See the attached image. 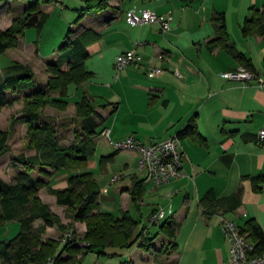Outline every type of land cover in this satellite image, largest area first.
Here are the masks:
<instances>
[{"label":"crops","instance_id":"obj_1","mask_svg":"<svg viewBox=\"0 0 264 264\" xmlns=\"http://www.w3.org/2000/svg\"><path fill=\"white\" fill-rule=\"evenodd\" d=\"M194 1L109 0L108 8L103 10L113 7L117 10L116 14L106 21L100 20L88 25L89 30L86 31L88 33L85 43L89 51L86 68L93 71L92 79L99 76L98 69L106 49L113 53V60L119 53L130 49H134L141 56L139 65L126 67L125 71L123 70L124 75L119 76L125 85L121 102L110 110L105 106L104 108L97 106L102 118L101 128L110 129L113 140H122L130 135L144 143L165 140L176 135L191 117H195L201 134L181 139L183 175L150 190L152 193L176 194V209L175 211L172 209L173 213H168L170 214L168 218L175 220L179 218L181 221V230H177L174 238L177 246L170 249L169 237L162 231L165 234L162 239L163 245L168 247L166 258L161 252H157V258L148 260L151 258V249L139 246L140 249L131 255L130 260L140 258L137 261L140 264H232L231 245L221 228V217L231 218L241 226H244L248 219L254 218L264 228V182L260 183L261 190H256L252 180L245 177L264 175V142L259 139V131L264 126V83L260 85L256 81L244 82L221 76L223 72L244 66L234 54L235 51H239L251 60L254 69L264 80V70L257 68L254 63V58H258L264 64V35L258 32L245 35L242 31L245 19L252 16L254 5L245 13H237L239 17L237 28L239 39L242 41V46L239 47L237 40L232 41L227 8L218 6L217 0H211L209 3H206L207 0L200 3ZM247 2L254 3L255 0ZM134 5L158 13L171 11L173 14L171 29L163 31L158 24H130L122 16L126 17V12ZM40 11L48 12L39 9L35 13ZM94 11L96 10L86 11L81 16L85 18L87 13ZM215 11L224 12L226 15L228 43L231 47L226 48L222 45L211 47L216 37V28L212 20ZM94 28L96 31L104 29V32L108 33L104 37L99 32L92 35L91 30ZM39 38L24 51L25 57L19 53V57L11 60L10 64L0 67V81L9 75L23 72L25 68L31 69L38 80L39 64L59 56L56 54L51 58L42 57ZM103 38L105 43L102 45ZM19 47L20 43L13 48L20 49ZM94 58L99 60L96 66L93 65ZM154 66L163 68L165 72L157 77H151L156 81L149 82L143 75L148 74L149 68ZM176 71L181 77L175 74ZM45 74L46 81H40L43 85L47 84L50 76L48 71ZM72 86L74 85L70 86L69 96ZM80 86H76L77 100L70 102L69 108L73 107L74 110V103L82 96V93L78 94ZM95 89L97 87L93 85L88 89L90 92L85 90L94 101L99 97L96 96L98 94ZM108 120L112 121L113 127L105 125ZM95 140L109 143L101 135ZM134 153L137 156V153ZM56 177L65 179L67 185V174L61 173ZM56 180L54 187L62 181ZM128 188L129 186L125 187L122 192H128ZM211 188L215 190L218 198L238 193L239 206L228 212L220 210L207 214L200 200ZM123 195L127 200L128 197ZM182 195V199L178 200ZM100 205L102 206L101 203ZM106 206L111 208L109 204ZM134 206L137 211L141 210L133 201L131 203L127 201L126 206L123 204L116 206L112 212L119 215L121 210H124L131 214L130 210L134 209ZM159 206L152 204L148 216ZM170 207L172 208V205ZM131 216L133 217L132 214ZM184 229L186 236L181 240V232ZM193 236L196 237L197 243H201L199 251L196 249L198 247L196 241L192 243ZM153 244L157 248L163 246L161 241L156 239ZM82 252L83 254L77 255L79 260L87 255L84 250ZM97 255L99 257L94 264H106L103 258L100 259L101 255L98 253Z\"/></svg>","mask_w":264,"mask_h":264},{"label":"trees","instance_id":"obj_2","mask_svg":"<svg viewBox=\"0 0 264 264\" xmlns=\"http://www.w3.org/2000/svg\"><path fill=\"white\" fill-rule=\"evenodd\" d=\"M86 1L87 8L82 9V15L86 11L106 9L109 5V0ZM32 7L31 5L26 9L23 15L15 17L7 30H0V52L15 47L18 44L15 35L24 36L26 28L36 27L38 34L42 32L49 19V13L40 11L32 14L30 12ZM212 20L216 28V37L211 47L218 45L231 47L228 43L229 32L225 13L213 12ZM242 31L245 35L252 32L264 35V7H252V16L245 19ZM67 37L68 39L61 46L59 56L47 61V71L50 76L46 85L41 84L29 68L0 81V108L13 104L11 93L34 90L33 93L25 95L26 113L16 118L15 122L21 121L28 125L30 145L36 150L34 154L21 153L15 157L14 161L21 165L23 170L12 182L0 176V226L11 221H19L21 224L20 231L13 239L0 241V260L2 264H42L49 257L54 256L58 264H70L79 260L77 254L81 250L85 253L96 252L99 255H106L110 254L107 252L110 247L127 249L133 244L167 254L168 247L163 245L157 248L153 244L154 238L150 236V226L138 228V221L128 211L121 210L120 214L116 215L100 207L101 190L93 174L85 170L89 158L96 150L93 140L97 136H102V131L106 128H101L102 118L93 97L83 91L80 100L74 103L73 118L76 122L80 121L81 127L80 131L75 130L77 138L75 144L62 143L58 139V129L43 119V108L48 105L66 111L71 104L68 100L70 86H80L94 76L93 71L86 68L89 51L85 40L81 36L72 37L70 34ZM234 54L246 68L256 71L253 63L244 53L235 51ZM176 136L180 140L187 136H201L195 117H191ZM8 139L6 131L0 132V155L7 152ZM120 150L122 149H117L111 155L102 156L101 163L112 160ZM37 168H40L43 175L41 173V176L33 177L31 172ZM46 168L52 169L53 175L67 174V186L56 188L46 181L45 176L53 177ZM245 177L252 180L256 190H261L260 183L264 182L263 174ZM45 187H48V191L56 197L58 205L73 209L74 221L86 223L83 235H77L74 231L76 240L89 243L88 247H81L74 240L63 242V237L69 229L49 204L41 200L39 191ZM128 191L134 204L140 207L145 194V179H140L137 175L133 176ZM200 202L207 214H213L220 210L228 212L236 209L240 199L238 193L218 198L215 190L211 188ZM165 218L158 224L169 237V248L174 249L177 246L174 242L177 226L170 219ZM36 221H40L39 225H36ZM54 226L62 231V237L44 239L46 228ZM241 228L254 243L251 255L264 254V228L259 222L251 218ZM132 263V260H128L121 264Z\"/></svg>","mask_w":264,"mask_h":264},{"label":"rangeland","instance_id":"obj_3","mask_svg":"<svg viewBox=\"0 0 264 264\" xmlns=\"http://www.w3.org/2000/svg\"><path fill=\"white\" fill-rule=\"evenodd\" d=\"M199 1V2H198ZM202 0H195V3H200ZM218 6L222 8H227V17L230 24V34L232 41H238L237 46H242V41L239 39L240 34L238 33V14L250 10V6L254 5L255 7H263L264 0H255L254 3H249L247 0H217ZM211 2L207 0L206 3ZM34 3H36L34 5ZM33 6L30 12L35 13L39 9H45L50 13L49 19L44 25L40 38L37 33L36 27L26 28L25 34L21 39V35L16 34L15 38L20 43V49L11 48L5 52H0V67L3 65L10 64V61L14 58L19 57V53L25 57L24 51L28 46H32L35 43V40L39 38L41 45V56L44 58H51L52 56L59 54L61 51V46L68 39V34L71 36H81L83 40L86 39V32L88 25H92L98 21H106L112 15H115L117 10L113 7H110L108 10H100L87 13L86 17H82V9L87 8L86 0H63V3L56 2H47L45 0H0V30H7L13 23L15 17L23 15L26 9L30 6ZM82 15V16H81ZM251 16V13H249ZM125 20L126 17L122 16ZM92 29V35H95L96 32L101 33V36H105L108 32H104V29ZM22 41V46H21ZM105 43V39L102 40V45ZM55 53V54H54ZM115 60V59H114ZM113 53L109 50H105L102 54V62L98 69L99 76L97 78H91L89 81L83 83L78 88V94H81L83 91L87 90L93 85L97 87L96 96L98 99L95 100V104L106 109L110 110L117 106L121 102L124 96V84L122 80L119 79V76L124 75V71H118L116 66H114ZM99 60L94 58L93 65H98ZM38 63V62H37ZM40 63V62H39ZM254 63L257 68L264 70V64L258 58H254ZM47 60L42 64H39L37 68V78L39 82H44L47 79ZM92 66V65H91ZM44 67V68H43ZM143 77L149 81H156L155 78H151L148 74L143 75ZM89 86V87H88ZM94 89V88H93ZM92 90V89H91ZM34 90H28L23 93H11L10 97L13 98L14 102L10 106H5L0 108V132L6 131L8 133V146L7 152L4 155H0V176L8 182H12L14 177L19 174L23 167L17 164L14 160L15 157L21 153L26 155H31L36 152L34 148L30 145V134L29 127L27 124L16 121L15 119L23 116L26 112L27 99H24L25 95L33 93ZM86 91V92H87ZM87 92V93H88ZM77 90L76 85L72 86L70 91L69 100L74 102L77 100L76 96ZM43 119L51 123L58 129V139L62 143L71 145L77 143L76 132L77 129L80 131V121H74L73 115H75V110L73 107L68 108L66 111L60 110L54 106L48 105L43 108ZM103 125V124H102ZM101 125V126H102ZM106 126L113 127L111 120H108L105 124ZM77 131V132H78ZM96 150L95 153L89 158L85 170L90 171L93 174V177L96 181L97 186L101 190L99 201L102 204L100 207L105 210L112 212L115 210L116 206H126L127 201L131 203L129 191L122 192V190L130 186L132 183V177L137 175L140 179L143 177L137 169V156L132 150H120L117 154L112 157V160L101 163V158L104 155H111L117 149L114 148L109 143H105L103 140L98 142V140H93ZM47 171H50V175L53 173L50 168H46ZM40 168H37L31 172L33 177L41 176ZM137 173V174H136ZM43 175V173H42ZM58 174L53 175L52 178L45 176L46 181H49L50 184L56 183V179H62L59 181L56 188H64L66 185L65 179L62 177H56ZM65 177V175H63ZM119 176L120 178L112 182V177ZM43 177V176H42ZM62 182V183H61ZM67 186V185H66ZM65 186V187H66ZM146 192L143 196V201L146 203H141V210L137 211L134 206V209H131V214L138 221V227L142 228L143 226H150V236L156 239V241H161L165 237L162 232L160 225H150L148 213L150 211L152 204H158L160 206L167 208V213L169 211L170 205H172L173 211L176 209L177 199L175 201L176 194H163V193H152L150 190L151 183L146 182ZM125 194L127 200L123 198ZM179 195V193L177 194ZM39 196L44 203L49 204L51 209L59 216L62 223L66 225L67 229L74 228L77 235H83L86 230V223L82 221H74L73 219V209H69L65 206L58 205L56 202V197L48 191V187L42 188L39 191ZM183 195L178 198L182 199ZM109 201V202H108ZM106 204H109L111 208H108ZM173 213V212H172ZM167 215L165 219H169ZM179 222H177V221ZM171 218L170 221L174 222L177 226V230H181V221L179 218ZM40 221H36V225H39ZM21 229V224L19 221H11L7 224L0 226V241L1 240H11L13 239ZM66 229V230H67ZM65 230V231H66ZM62 231L57 227H48L44 233V239L56 238L60 239L62 237ZM186 236V229L181 232L180 239L184 240ZM196 241V242H195ZM198 246L196 249L199 251L200 244L197 243L196 237L193 236L192 243ZM168 244V243H166ZM139 245L133 244L130 248L119 249V248H109L106 255H101L100 259L103 258L106 264H121L123 261H128L131 259V255L137 251ZM115 252L117 255H112L111 253ZM83 254L82 250L77 254ZM151 258H157V251L155 249L151 250ZM166 258L167 254H162ZM137 256V255H136ZM99 256L96 252H89L85 255L84 259L78 260L70 264H94ZM163 259V258H162ZM140 258L137 260H132V264H140ZM0 264L2 261L0 260ZM102 264V263H100Z\"/></svg>","mask_w":264,"mask_h":264},{"label":"built area","instance_id":"obj_4","mask_svg":"<svg viewBox=\"0 0 264 264\" xmlns=\"http://www.w3.org/2000/svg\"><path fill=\"white\" fill-rule=\"evenodd\" d=\"M56 3H63L62 0H53ZM126 20L132 25H154L158 24L163 31L171 29L173 14L171 11L158 13L149 8H142L137 5L132 6L126 12ZM162 58V56H160ZM141 56L134 50H126L119 53L115 59L116 69L120 72L130 65H139ZM165 70L161 67H150L148 70L149 77H157L163 74ZM175 74L181 77L176 71ZM221 76L227 79H238L244 82L256 81L260 85L264 83L259 72L252 71L245 66H239L234 70L221 73ZM110 144L116 149L132 150L137 153V169L145 179V182L151 183V188L160 187L169 181L183 175L182 172V151L181 140L176 136L168 139L144 143L134 135H130L122 140H113L110 136V129L105 128L102 131ZM259 139L264 142V126L259 131ZM119 176L112 177L111 181L115 182ZM168 213H172L169 208ZM167 209L163 206L157 207L149 215L151 225L158 224L167 216ZM221 228L230 242V262L232 264H264V254L251 255L254 250V243L244 233L241 226L231 218L221 217ZM74 240L81 247H88L89 243L79 241L75 238L74 229H69L64 237L63 242ZM42 264H58L54 256L49 257Z\"/></svg>","mask_w":264,"mask_h":264}]
</instances>
